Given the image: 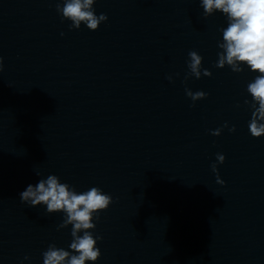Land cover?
I'll list each match as a JSON object with an SVG mask.
<instances>
[{
  "label": "water",
  "instance_id": "obj_1",
  "mask_svg": "<svg viewBox=\"0 0 264 264\" xmlns=\"http://www.w3.org/2000/svg\"><path fill=\"white\" fill-rule=\"evenodd\" d=\"M58 2L0 0V264L71 251L64 214L20 200L50 174L113 197L85 264H264V136L244 103L259 73L215 67L227 17L201 0H96L108 19L92 31ZM190 51L210 77L184 82Z\"/></svg>",
  "mask_w": 264,
  "mask_h": 264
},
{
  "label": "clouds",
  "instance_id": "obj_2",
  "mask_svg": "<svg viewBox=\"0 0 264 264\" xmlns=\"http://www.w3.org/2000/svg\"><path fill=\"white\" fill-rule=\"evenodd\" d=\"M95 3L96 0H62L56 4V11L61 14L62 22L71 21L70 29H79L84 24L89 30L95 31L108 19L104 13L96 14ZM201 7L205 17L220 11L228 20V26L221 29L223 42H219L218 47L222 51L218 53L215 67L224 68L227 65L233 72L240 73L246 65L251 71L259 73L248 83L247 92L252 99H246L244 103L251 109L248 125L251 135L254 138L264 136V0H201ZM188 55L189 71L185 74V83L190 77L199 79L202 74L212 75L208 69H203L202 73L201 55L196 51H190ZM3 68V57H0V72ZM167 79L171 82L172 76ZM185 93L193 102L205 99L208 95L203 91L192 92L187 87ZM223 127H228L227 123ZM222 130L218 128L211 134L219 136ZM229 131L235 132V126ZM216 159L218 164H223L225 156L217 153ZM217 163H213L211 168L216 173V182L223 185L225 182L219 177ZM19 196L22 203L31 207L46 206V214L62 212L63 222L57 226L58 231L72 225L71 251L50 244L42 253L43 264H85V261L96 262L100 258L97 241L103 237L94 236L93 230L100 220V213L107 211L114 203L111 194L104 193L97 186L77 192L74 186L62 183L57 175L50 174L35 185L29 184Z\"/></svg>",
  "mask_w": 264,
  "mask_h": 264
}]
</instances>
